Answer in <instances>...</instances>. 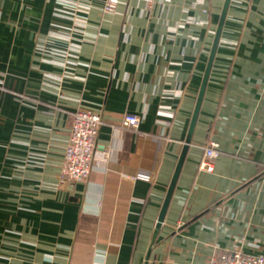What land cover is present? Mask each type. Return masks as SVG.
<instances>
[{"label":"crops","instance_id":"1","mask_svg":"<svg viewBox=\"0 0 264 264\" xmlns=\"http://www.w3.org/2000/svg\"><path fill=\"white\" fill-rule=\"evenodd\" d=\"M104 1L0 0V264L264 256V0L230 2L158 231L226 0ZM82 108L104 123L88 181L72 185L60 170Z\"/></svg>","mask_w":264,"mask_h":264},{"label":"built area","instance_id":"2","mask_svg":"<svg viewBox=\"0 0 264 264\" xmlns=\"http://www.w3.org/2000/svg\"><path fill=\"white\" fill-rule=\"evenodd\" d=\"M155 2L159 0H149ZM121 0H105L103 11L114 12ZM104 118L101 113L90 109H78L73 114L68 143L64 152L60 180L69 184L87 182L92 172L97 139ZM140 117L126 114L123 125L126 128L138 129ZM204 158L200 169L207 172L214 170V161L220 155L219 146L211 142L203 147ZM208 264H264L263 255L244 254L241 250L228 251L211 256Z\"/></svg>","mask_w":264,"mask_h":264},{"label":"water","instance_id":"3","mask_svg":"<svg viewBox=\"0 0 264 264\" xmlns=\"http://www.w3.org/2000/svg\"><path fill=\"white\" fill-rule=\"evenodd\" d=\"M230 2H231V0H226L224 8H223L222 18H221V21L219 23V26H218V29H217V32H216L214 45H213L212 52H211V55H210V58H209V62H208V65H207V68H206V71H205L203 82H202V85H201V88H200V92H199V96H198V99H197L196 108H195V111H194V114H193V117H192V121H191V124H190L189 133H188V136L186 138L182 154H181L180 159L178 161V164H177V167H176L172 182H171L170 187L168 189L164 204L162 206V209H161V212H160V215H159V218H158V222H157V226H156L157 231L160 229V227L162 226V223L164 222L168 207L170 205V202H171V199H172V196H173V193H174L177 181H178V177L180 175V172H181V169H182L185 157H186V153H187V151H188V149L190 147V144L192 142V134H193L194 128H195L197 120H198V116H199L200 108H201V105H202L204 93H205V90H206L208 79L210 77L212 64H213V61H214V58H215L216 50L218 48V44H219V41H220V37H221V34H222V30H223V26H224V22H225V18H226L227 12H228V8H229V5H230Z\"/></svg>","mask_w":264,"mask_h":264}]
</instances>
